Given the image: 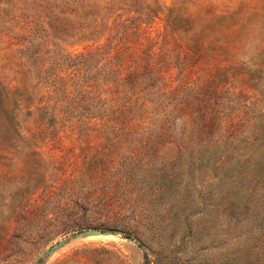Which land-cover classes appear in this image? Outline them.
I'll return each mask as SVG.
<instances>
[{"label":"rangeland","instance_id":"374dc122","mask_svg":"<svg viewBox=\"0 0 264 264\" xmlns=\"http://www.w3.org/2000/svg\"><path fill=\"white\" fill-rule=\"evenodd\" d=\"M0 264H264V0H0Z\"/></svg>","mask_w":264,"mask_h":264},{"label":"water","instance_id":"95a60500","mask_svg":"<svg viewBox=\"0 0 264 264\" xmlns=\"http://www.w3.org/2000/svg\"><path fill=\"white\" fill-rule=\"evenodd\" d=\"M109 233H117V232L102 231V230H97V229H88V230L76 232L71 238H78V237L88 236V235H92V234H95V235L104 234L105 235V234H109ZM126 238H129V237H126ZM133 242H136V241H133ZM61 244H62V242L53 245L50 248L49 254L52 253V251L54 250V248L56 246L61 245Z\"/></svg>","mask_w":264,"mask_h":264},{"label":"trees","instance_id":"16d2710c","mask_svg":"<svg viewBox=\"0 0 264 264\" xmlns=\"http://www.w3.org/2000/svg\"><path fill=\"white\" fill-rule=\"evenodd\" d=\"M121 233L126 237H130V234L125 231H122ZM138 245L142 246L140 242L138 243Z\"/></svg>","mask_w":264,"mask_h":264}]
</instances>
